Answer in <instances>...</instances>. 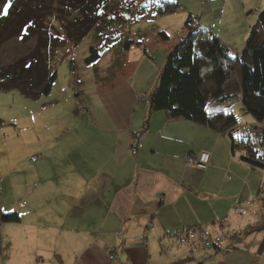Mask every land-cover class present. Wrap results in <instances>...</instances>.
Listing matches in <instances>:
<instances>
[{"label":"crops","instance_id":"0c3cea01","mask_svg":"<svg viewBox=\"0 0 264 264\" xmlns=\"http://www.w3.org/2000/svg\"><path fill=\"white\" fill-rule=\"evenodd\" d=\"M137 82L96 85L84 114L0 144V264H264L255 166L231 135L154 111L157 85ZM201 150L204 168L185 158Z\"/></svg>","mask_w":264,"mask_h":264},{"label":"rangeland","instance_id":"374dc122","mask_svg":"<svg viewBox=\"0 0 264 264\" xmlns=\"http://www.w3.org/2000/svg\"><path fill=\"white\" fill-rule=\"evenodd\" d=\"M164 1L173 3L175 8L161 13ZM33 2V6L39 10L36 13L39 23L45 20L44 33L55 34L60 46L64 44L58 47L59 56L55 65L57 79L50 94L35 100L18 89L0 91L2 145H15L19 139L26 140L29 145L36 125L44 122L53 127L65 108H70L78 115L84 114L86 110H80L79 102L87 100L89 104L88 94H93L89 92H94L96 85L105 87L123 80L136 83L138 79L137 87H144L145 92L152 90L158 83L170 48L190 33L189 25L195 29H207L235 53H241L260 12L264 10V0H109L104 19L77 44H73L66 39V34L72 31L68 20L63 22L59 18L65 17L64 13L58 11L62 0ZM19 4V0H0V11L8 12ZM76 15L78 12H74L72 17ZM15 24L11 21L0 29V66L28 57L37 48V37L27 36ZM162 31L167 32L170 39H163L160 36ZM130 40L133 43L127 47V41ZM92 47L97 48L96 51ZM40 48L46 53L43 47ZM145 52V58H148L142 62L140 58ZM96 54L99 57L89 62L88 58ZM75 101L77 108L74 110ZM58 102L62 103L56 106ZM232 106L240 120L234 130L240 127L242 134L236 136V140L240 136L247 135L248 138V135H257L260 131L258 128H264V119L259 121L244 110L242 99H235ZM252 128H255L254 131ZM235 152L238 156L243 154L240 147H236ZM255 168L257 170H254L253 175L254 185L258 186L255 191L258 200L255 198L253 201L261 203L264 202V167ZM263 214L264 207L261 205V214L252 223L261 221ZM242 222L244 225L240 228L248 227V221ZM204 243L199 245L201 249H212L213 244Z\"/></svg>","mask_w":264,"mask_h":264},{"label":"trees","instance_id":"16d2710c","mask_svg":"<svg viewBox=\"0 0 264 264\" xmlns=\"http://www.w3.org/2000/svg\"><path fill=\"white\" fill-rule=\"evenodd\" d=\"M19 1L20 4L12 10L10 6V11H0V29L11 21L16 22L15 25L27 36H36L38 44L28 57L0 66V91L18 89L35 100L51 93L57 79L58 47L64 44L60 46L55 34L44 33L45 20L39 23L36 14L39 10L33 6V0ZM108 3L109 0H62L58 11L65 17L59 18L63 22L68 20L72 29L66 39L77 44L104 19ZM164 4L161 13L175 8L173 3L164 1ZM74 12H78L75 18L72 17ZM188 27L190 33L170 48L158 84L149 95L151 108L168 111L172 117H183L217 133L231 135L233 153H236V147H240L243 161L264 167V128H258L261 132L257 135L240 136L236 140V136L242 134L233 133L240 120L232 108L233 101L240 98L244 110L259 121L264 119V10L260 12L241 53H235L203 27ZM160 36L170 39L165 31L160 32ZM132 43V40L127 41L126 46L131 47ZM91 49L96 51L97 48ZM98 57L96 54L88 61ZM2 218L16 222L19 215L9 213ZM246 232L252 231L248 229ZM263 246L264 240L260 248Z\"/></svg>","mask_w":264,"mask_h":264},{"label":"built area","instance_id":"2783aa9c","mask_svg":"<svg viewBox=\"0 0 264 264\" xmlns=\"http://www.w3.org/2000/svg\"><path fill=\"white\" fill-rule=\"evenodd\" d=\"M79 108L81 111H84L86 108L83 106L82 103L79 102ZM138 142V140H136ZM137 142H135L131 146V152L135 155L138 152L137 148ZM37 158L36 155H33L30 157L31 160H35ZM185 158L187 159L188 162L195 164L198 167L204 168L210 164V153L205 150H201L197 154H187L185 155ZM1 220V219H0ZM206 245H211L210 241H205Z\"/></svg>","mask_w":264,"mask_h":264},{"label":"clouds","instance_id":"9594fccd","mask_svg":"<svg viewBox=\"0 0 264 264\" xmlns=\"http://www.w3.org/2000/svg\"><path fill=\"white\" fill-rule=\"evenodd\" d=\"M233 133H235V130H234V132Z\"/></svg>","mask_w":264,"mask_h":264}]
</instances>
